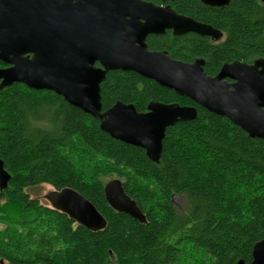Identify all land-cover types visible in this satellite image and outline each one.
I'll use <instances>...</instances> for the list:
<instances>
[{"label": "trees", "instance_id": "1", "mask_svg": "<svg viewBox=\"0 0 264 264\" xmlns=\"http://www.w3.org/2000/svg\"><path fill=\"white\" fill-rule=\"evenodd\" d=\"M209 24L195 33L150 34V50L204 60L215 75L224 62L264 59V0H147ZM4 66L0 62V67ZM102 110L116 101L144 112L151 101L192 105L196 116L165 130L151 161L140 147L110 137L96 118L50 90L13 82L0 89V159L10 174L0 189V262L6 264H236L251 260L264 238V139L132 71L110 70L100 84ZM122 182L145 223L105 200L106 178ZM46 184L71 187L105 218L91 231L28 193ZM173 195L185 198L177 210Z\"/></svg>", "mask_w": 264, "mask_h": 264}, {"label": "water", "instance_id": "2", "mask_svg": "<svg viewBox=\"0 0 264 264\" xmlns=\"http://www.w3.org/2000/svg\"><path fill=\"white\" fill-rule=\"evenodd\" d=\"M223 6L228 0H198ZM195 33L217 40L218 29L176 12L170 5L147 0H0V89L20 82L50 90L96 118L110 137L140 147L154 162L160 159L167 127L195 118L192 105L151 101L144 112L116 101L102 110L100 84L110 70L132 71L191 99L207 111L227 118L251 138L264 139V59L224 62L215 75L204 60L184 62L164 50H150L147 37ZM10 174L0 159V189ZM108 205L141 223L145 215L113 178L103 186ZM49 207L96 231L106 220L71 187L52 188ZM2 262H0L1 264ZM264 264V238L252 246L251 260Z\"/></svg>", "mask_w": 264, "mask_h": 264}, {"label": "rangeland", "instance_id": "3", "mask_svg": "<svg viewBox=\"0 0 264 264\" xmlns=\"http://www.w3.org/2000/svg\"><path fill=\"white\" fill-rule=\"evenodd\" d=\"M110 179L113 178H106V182ZM53 187H51L50 185H46V184H42L33 188H30L28 190V193L30 194V196L32 198H36L38 199L42 204H45L47 206H49L48 201L45 198V194L47 193V191L51 190ZM172 203L174 205V207L177 210H184L186 203H185V198L182 195H173L172 196ZM1 264H6L5 262L1 263Z\"/></svg>", "mask_w": 264, "mask_h": 264}, {"label": "flooded vegetation", "instance_id": "4", "mask_svg": "<svg viewBox=\"0 0 264 264\" xmlns=\"http://www.w3.org/2000/svg\"><path fill=\"white\" fill-rule=\"evenodd\" d=\"M2 67H5V65H4V66H2Z\"/></svg>", "mask_w": 264, "mask_h": 264}]
</instances>
